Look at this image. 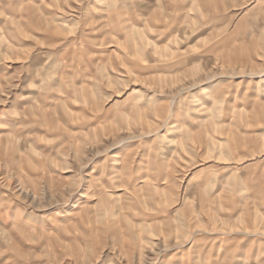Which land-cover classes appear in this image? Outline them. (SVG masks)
I'll list each match as a JSON object with an SVG mask.
<instances>
[{
	"label": "rangeland",
	"instance_id": "rangeland-1",
	"mask_svg": "<svg viewBox=\"0 0 264 264\" xmlns=\"http://www.w3.org/2000/svg\"><path fill=\"white\" fill-rule=\"evenodd\" d=\"M0 264H264V0H0Z\"/></svg>",
	"mask_w": 264,
	"mask_h": 264
}]
</instances>
